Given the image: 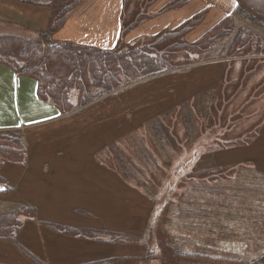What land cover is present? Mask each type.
Masks as SVG:
<instances>
[{"label": "rangeland", "instance_id": "obj_1", "mask_svg": "<svg viewBox=\"0 0 264 264\" xmlns=\"http://www.w3.org/2000/svg\"><path fill=\"white\" fill-rule=\"evenodd\" d=\"M61 1L64 5L66 0ZM125 1L124 26L130 28L147 2ZM229 16L235 22L230 35L212 47L207 61L186 68L218 63V92L201 93L198 87L185 89L180 82L174 89L158 86L143 94L138 89L143 81H138L109 95L105 107L95 109L96 114L90 112L88 118L93 119L96 138L105 136L102 144L98 139L93 144L100 151L98 162L111 173L110 181L106 174L104 181L101 175L89 174L77 183L99 193L106 190L108 182L110 191L95 197L96 205L88 207L86 213L94 219L87 220L89 227L75 228L66 236L80 243L90 240L97 251L109 243L112 247L110 258L104 251L94 261L81 264H125V259L128 264H151L156 253L162 255V247L167 249L168 244V255L174 264H264V252L255 254L256 261L252 259L257 249L264 250V23L242 15ZM199 26L192 30L195 35H199ZM249 32L256 35L252 51L242 55L235 54L234 49L228 54L234 37ZM146 40L136 45L152 42ZM2 66L9 68L0 64V70ZM26 79L36 83L31 77ZM17 95V102L25 100L20 93ZM36 97L41 100L37 84ZM166 97L170 107L168 101L164 106L152 104ZM73 103L70 113L81 112L91 104L80 107ZM97 111L104 113L103 117ZM150 111L157 114L150 120L152 123L137 122L150 117ZM85 128L72 127L71 133ZM76 144L69 143L71 151H76ZM71 162L90 169V163L80 158L72 157ZM5 196L0 212L11 211L14 206L8 203L11 195ZM49 229L56 232L54 224ZM121 232L125 234L121 236ZM183 235L190 238L184 241ZM122 241L140 244L138 256H114V244Z\"/></svg>", "mask_w": 264, "mask_h": 264}, {"label": "crops", "instance_id": "obj_2", "mask_svg": "<svg viewBox=\"0 0 264 264\" xmlns=\"http://www.w3.org/2000/svg\"><path fill=\"white\" fill-rule=\"evenodd\" d=\"M142 1L147 2L146 6L137 13L134 25L125 31L124 0H84L67 13L61 25L51 34V41L59 45L71 44L100 51H111L120 43L141 47L136 45L141 39L148 38L146 43L151 41L153 43L165 31L172 30L195 14L205 11L206 17L197 29L201 37L217 22L232 14L236 7L234 0H187L177 9L166 8L176 0ZM48 3L46 0H0V35L42 41L40 36L47 32L52 18V9ZM199 35L190 31L185 38L187 41L193 40ZM0 64L5 65L1 62ZM217 65L218 63H212L205 67L199 66L198 69H185L150 78L141 82L138 89L143 90V94H149L151 89L154 90L158 86L174 89L176 84L181 82L185 89L198 87L201 93L218 92L221 67L217 68ZM2 68L0 131H21L27 152L24 165L5 164L0 169V175L13 189L11 198L8 199V203L14 205L11 209L26 205L35 210V217L23 219L18 246L0 241V263L34 264L27 256L29 255L41 264H81L94 261L95 256L103 255L104 251L106 258H110L112 247L110 243L97 251L90 240L80 243L75 237H68L49 229L51 224L72 229L89 227L87 220L93 218L90 213H86L88 207L96 205L95 197L110 191L108 182L111 173L98 162L100 151L94 149L96 145L93 144L96 139L102 144L105 136L102 134L96 138L92 126L93 119L88 118L90 112L96 114L95 109L105 107L108 96L91 103L81 112L63 116L49 101L37 99L36 83L26 79L28 76H23L10 67ZM17 93L25 100L17 102ZM174 94L172 90L170 97L173 98ZM167 101L170 107L168 97L152 104L164 106ZM72 102H75V98ZM98 114L100 117L104 115L100 112ZM149 114L150 117L137 122L142 125L152 123L150 120L157 114L151 111ZM103 123L105 120H102ZM71 125L86 128L80 133L75 131L71 133ZM71 141L77 143L74 152L70 150ZM72 157L80 158L87 165L90 163V169L88 166L87 170L82 166L73 165ZM65 158L68 160L65 162L61 160ZM89 174L101 175L102 181L106 174L108 176L106 190L103 188L96 193L93 187L87 185L80 187L78 179ZM84 182L95 186L88 180ZM2 190L4 189L0 186V192ZM5 198L0 197V203ZM83 199L86 202L80 203L79 201ZM123 227L126 228V225ZM124 234L121 232L120 235ZM183 238L185 241L190 236L183 235ZM197 238L196 243L199 247L201 236L198 234ZM141 247L138 243L122 241L114 244L113 254L119 258H134L140 253ZM170 248L169 244L167 249L162 247V255L156 253L151 264H174L171 262L173 258L168 255ZM263 252L264 250L257 249L252 259L255 258V254ZM126 260L124 262L128 264Z\"/></svg>", "mask_w": 264, "mask_h": 264}, {"label": "trees", "instance_id": "obj_3", "mask_svg": "<svg viewBox=\"0 0 264 264\" xmlns=\"http://www.w3.org/2000/svg\"><path fill=\"white\" fill-rule=\"evenodd\" d=\"M82 1L66 0L62 5L61 0H51L49 3L52 6L51 23L47 32L40 36L42 41L0 35V62L21 75L34 79L38 97L52 103L61 115L74 110L72 102L74 98L77 106L84 107L138 81H145L207 61L212 54V47L230 35L235 23L228 15L204 35L188 42L186 35L206 17V12L203 11L195 14L182 25L165 31L153 43L142 47L120 43L111 51H100L71 44L53 43L51 34L61 25L67 13ZM180 1L177 3L175 1L166 8H177L187 2V0ZM234 1L236 7L233 16L242 15L244 19L250 17L264 23V0ZM123 8L124 11L127 10L125 0ZM123 27L125 31L129 28H125L127 26H124V20ZM240 33L232 40L227 50L228 54L234 49H236L235 54L242 55L252 51L255 33L242 35ZM25 160L26 146L22 134L16 130L0 132V169L5 164L22 166ZM0 186L4 189L0 192V197L12 194L13 189L2 176H0ZM34 217L35 210L26 205L1 213L0 241L18 246L23 219ZM55 227L54 231L63 235L74 231L68 227L56 225ZM27 256L34 264H41L33 257Z\"/></svg>", "mask_w": 264, "mask_h": 264}]
</instances>
